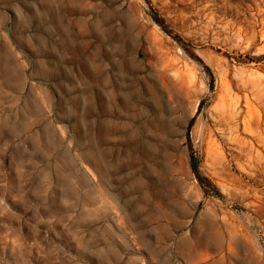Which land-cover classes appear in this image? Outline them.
Listing matches in <instances>:
<instances>
[{
  "label": "rangeland",
  "instance_id": "obj_1",
  "mask_svg": "<svg viewBox=\"0 0 264 264\" xmlns=\"http://www.w3.org/2000/svg\"><path fill=\"white\" fill-rule=\"evenodd\" d=\"M0 264H264V0H0Z\"/></svg>",
  "mask_w": 264,
  "mask_h": 264
},
{
  "label": "trees",
  "instance_id": "obj_2",
  "mask_svg": "<svg viewBox=\"0 0 264 264\" xmlns=\"http://www.w3.org/2000/svg\"><path fill=\"white\" fill-rule=\"evenodd\" d=\"M191 165H192V169H193V171L195 172V174L197 175V178L201 181V183H202V179L200 178V176H199V172H198V168H197V162L195 161V159L194 158H192V160H191ZM213 191L215 192V194H217L218 196H220L221 197V194L218 192V190L216 189V188H213Z\"/></svg>",
  "mask_w": 264,
  "mask_h": 264
}]
</instances>
